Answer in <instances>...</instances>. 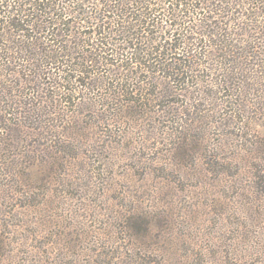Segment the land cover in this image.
I'll return each instance as SVG.
<instances>
[{
	"label": "rangeland",
	"instance_id": "obj_1",
	"mask_svg": "<svg viewBox=\"0 0 264 264\" xmlns=\"http://www.w3.org/2000/svg\"><path fill=\"white\" fill-rule=\"evenodd\" d=\"M261 88L245 85L252 110ZM50 95L35 130L0 129L16 171L0 175V264H264V111L243 133L238 116L184 124L182 97L129 118Z\"/></svg>",
	"mask_w": 264,
	"mask_h": 264
},
{
	"label": "trees",
	"instance_id": "obj_2",
	"mask_svg": "<svg viewBox=\"0 0 264 264\" xmlns=\"http://www.w3.org/2000/svg\"><path fill=\"white\" fill-rule=\"evenodd\" d=\"M260 30L264 0H0V129L35 130L41 110L33 101L50 93L129 118L144 113L145 101L171 106L182 97L184 124L218 114L219 126L233 127L238 116L244 133L249 114L264 111ZM245 85L261 88L254 110ZM172 123L180 133L184 125ZM11 171L1 163V176Z\"/></svg>",
	"mask_w": 264,
	"mask_h": 264
}]
</instances>
